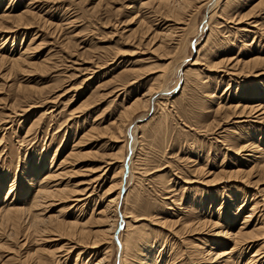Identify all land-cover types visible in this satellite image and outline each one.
<instances>
[{"label": "rangeland", "instance_id": "rangeland-1", "mask_svg": "<svg viewBox=\"0 0 264 264\" xmlns=\"http://www.w3.org/2000/svg\"><path fill=\"white\" fill-rule=\"evenodd\" d=\"M221 1L210 25L200 0L181 11L164 0H0V15L22 17L0 21V205L23 206L35 189L26 177L50 170L67 189L42 208L26 204L18 226L0 222V264H96L106 250L119 264L115 238L93 240L121 177L131 227L115 235L126 230L127 264H219L205 251L233 245L219 226L238 231L254 206L242 238L264 247V0ZM161 84L170 89L153 94L159 102L127 111ZM260 252L252 264H264Z\"/></svg>", "mask_w": 264, "mask_h": 264}, {"label": "bare ground", "instance_id": "bare-ground-1", "mask_svg": "<svg viewBox=\"0 0 264 264\" xmlns=\"http://www.w3.org/2000/svg\"><path fill=\"white\" fill-rule=\"evenodd\" d=\"M200 1H205L204 4L206 5H211L210 6V10H211V14L209 13V16L207 18V23L208 24H212V20L215 19V15H218L220 14V17L221 16V12H217L214 11L213 9L218 5H220V2H222L221 0H200ZM193 2V1H192ZM164 3L170 7V9L173 8V10H176V11H181L182 9H185L186 7L190 6L189 3H190V0H164ZM201 3V2H200ZM219 3V4H218ZM201 6V5H200ZM10 7V6H9ZM8 7V8H9ZM168 7V9H169ZM7 8V9H8ZM209 8V7H208ZM218 8H221V7H218ZM7 9L5 11H7ZM216 9V8H215ZM9 10V9H8ZM11 10V9H10ZM3 11V10H2ZM171 12V10H169ZM168 11V12H169ZM10 12V11H9ZM4 13L2 15H0V21H5V20H9V19H14V17H16L15 19L16 20H21V15H16V16H12L11 14L12 13ZM174 12V11H173ZM26 13V12H25ZM14 14V13H13ZM217 17V16H216ZM225 18V17H224ZM215 22V21H214ZM218 22V21H217ZM2 23H0L1 25ZM19 25V24H18ZM10 28V27H8ZM16 28V27H15ZM183 28V27H182ZM11 29V28H10ZM19 29V28H18ZM196 30V36L197 34L200 33L199 31V26L197 25V27L195 28ZM3 30V29H2ZM7 30V29H6ZM13 30V29H12ZM175 30H172L171 28H167L165 31H164V36L166 35L167 37L168 36H171L173 33H174ZM9 32V31H8ZM165 36V37H166ZM195 36V35H194ZM169 38V37H168ZM162 40V39H161ZM168 40V39H167ZM191 40V39H190ZM180 42V41H179ZM191 42V41H190ZM180 44V43H179ZM199 44H195L194 43V46H196V48L198 47ZM204 46V45H203ZM184 46H182L183 48ZM202 49V48H201ZM201 49H197L196 53H201ZM182 51V50H180ZM23 53H21V56L16 58L14 61L16 62H19L20 60H22L21 57ZM199 54V55H201ZM199 57V56H198ZM259 57V56H258ZM24 58V57H23ZM188 58V56L186 55L179 63L177 69L181 66V64H183L186 59ZM200 58V57H199ZM199 58H197L195 61H193L192 65H196L199 61ZM256 57L253 58V60L255 61ZM4 59V58H3ZM2 59V60H3ZM259 59V58H258ZM257 59V60H258ZM250 61V60H249ZM173 63V62H172ZM257 63V61H256ZM18 65V64H17ZM252 68V67H251ZM176 69V72L178 71ZM191 70V69H190ZM166 75V73H165ZM168 73H167V77H168ZM154 89V88H153ZM169 90L170 88H168L167 84H164V85H160L158 87H156L155 90H152L150 89L148 91V93H145V95L143 97H138L132 104H130L128 107H127V111H129V109H137L138 107H142V106H147L149 107L150 103L152 102V100H154V102H159L161 100V98L158 96V97H153V94L154 93H159L161 91H164V90ZM166 92V91H165ZM161 103V102H160ZM162 104V103H161ZM166 106V105H165ZM246 106V105H245ZM248 106V105H247ZM246 106V108H247ZM255 106V105H254ZM253 105L251 107H249L248 110H246L248 113H253V112H256V107H254ZM244 108V107H243ZM245 109V108H244ZM130 112V111H129ZM124 115V113H123ZM127 116V115H126ZM245 116V115H244ZM128 119V118H126ZM125 119V120H126ZM124 120V119H123ZM124 120V121H125ZM132 121V120H131ZM129 122V121H128ZM131 123V122H130ZM128 123V125L130 124ZM123 124V123H122ZM122 124H119V128H121V126H123ZM128 125L126 126V128L124 129V133L126 135V130H127V127ZM123 128H121L122 130ZM123 131V130H122ZM116 133V132H115ZM115 135V134H114ZM133 135L135 136V129H133ZM136 137V136H135ZM253 142V141H252ZM247 143V142H246ZM126 146L125 148H127L128 146V141H126ZM248 147L249 145H245V147ZM254 146V145H253ZM243 147V146H242ZM239 151V150H238ZM120 152V151H119ZM256 152V151H255ZM118 153V152H117ZM258 153V152H257ZM56 154V153H55ZM72 154V153H71ZM80 155V154H79ZM123 158H125L123 155H122ZM121 158V156H120ZM121 160V159H120ZM64 161V160H63ZM66 162V161H65ZM125 164V163H124ZM126 165V164H125ZM262 166L264 167V164L262 163ZM55 166H52L51 165V169L54 168ZM60 167V166H59ZM130 168H131V175H130V181L134 182V175H132L134 173V169H135V161L134 159H131V163H130ZM51 174H47V175H44L42 176L40 179L38 178L37 181L34 180V178H27L26 177V180H27V184L29 185V187L32 189L35 187L34 189V192L31 193L30 189L28 190L27 188L24 189V194H27L22 200L24 205L23 206H18L15 204L14 201H7L1 206L0 205V222L1 223H9V225H13L14 227L15 226H18L19 223L22 222L23 220V216H25V213H26V204H28V209L29 210H35L36 207H40L42 208L45 204L47 203H50L49 201L52 199V198H55V197H58V196H61L62 197V194H64V188H61L59 187L58 184H55V183H52V180H54L53 178V175H52V172L53 171H49ZM124 172V169H123V165L121 166V170H120V173H121V176ZM60 174V173H59ZM58 174V176H59ZM55 175V174H54ZM142 175V174H141ZM57 175L55 177H58ZM214 181V180H213ZM54 182V181H53ZM58 182V181H57ZM123 178L121 177L120 180L117 182V183H113L114 186L116 187V189L118 190V193L115 197H110L108 200H107V203L105 204L104 208L101 210L100 213H102V225L101 227L95 231V239L93 240V244L94 245H98V243H109V240L112 239V238H115L118 246L121 248L120 250V263L119 264H127L128 260V243L129 241L126 239V230H124L122 233H120V235H115V231L117 230V226L118 224H120L121 226L123 225H126V229L130 228L131 227V224L130 222L128 221V218L131 217L129 216V212L127 211L126 209V202H127V199L128 196H129V193L131 192V188L129 191H127L123 197H121V192H119V189L123 187L124 183H123ZM168 183V182H167ZM36 185V186H35ZM132 185V184H131ZM12 187V186H11ZM132 187V186H131ZM125 188H126V185H125ZM67 190V189H66ZM65 190V191H66ZM78 190V189H77ZM128 190V189H127ZM80 191V190H78ZM83 191V190H82ZM113 191V190H112ZM126 191V190H125ZM12 192L11 188L9 190V193ZM30 192V193H29ZM69 192V191H68ZM74 192V191H73ZM84 192V191H83ZM82 192V193H83ZM8 193V194H9ZM81 193V192H80ZM70 195V194H69ZM72 195V194H71ZM7 196V195H6ZM66 196H68V194H66ZM65 196V197H66ZM246 196V195H245ZM262 197V196H261ZM73 198V197H72ZM78 198V197H77ZM76 198V199H77ZM13 199V198H12ZM70 199V197H69ZM74 199V198H73ZM53 200V199H52ZM58 200V198H57ZM61 200V199H59ZM78 200V199H77ZM76 200V201H77ZM172 201V200H171ZM244 203V201H243ZM257 203V202H256ZM51 204V203H50ZM49 206V205H47ZM203 207L206 206V204L204 203L202 205ZM255 207H253V209L251 211H249L248 215L245 216V221L243 222V225L241 226V228L236 231V232H232L230 228H228L229 230H227L226 226H219V227H222L217 233H215V235L217 236H220L222 237L223 239L224 238H227V239H230L231 241H233V245L229 248L230 250L228 252H224V251H220L219 249H217V251H215L214 253H212L211 251H213L212 249L214 247H219L221 246V241H218V240H215L212 242V245L210 246L211 248L210 249H206L205 251L208 253V254H214L215 257L211 256L209 257V259H216L217 258H223L221 261H219V264H235V262H233L234 259L233 258V253H235L236 251H238L239 253L242 252L243 254L245 253L246 250H248V248H253L254 246H256L257 244L255 242L253 243H250V242H246V241H243V238H242V235L244 232V228L247 227L246 225L249 224L248 221H252V217H255L256 216V210H255ZM37 212V211H36ZM27 214V213H26ZM34 218L32 220V222H36L37 226L35 225V227L37 228L38 225H40L39 223V220L37 219L40 215L39 214H34ZM31 214V215H32ZM195 214V213H194ZM28 215V214H27ZM32 215V217H33ZM46 215V214H45ZM43 216V215H42ZM60 217V216H59ZM53 218V217H52ZM200 218V217H199ZM207 218V217H206ZM25 220V219H24ZM29 220V219H28ZM210 220V219H209ZM65 221V220H64ZM134 221V220H133ZM198 221V220H197ZM199 221H202V222H205V220H202V219H199ZM208 221V220H207ZM41 222V221H40ZM69 222V221H68ZM78 221H71L70 223H68L67 225H65L66 227H69L68 229H76V233L79 234L80 236H83L87 233V230L83 227V226H79L78 227V224H77ZM201 222V223H202ZM80 223V222H79ZM197 223V222H196ZM200 223V224H201ZM219 223V222H218ZM42 224H43V220H42ZM83 224V223H81ZM214 224L216 225V223L214 222ZM2 225V224H1ZM49 225V224H48ZM55 225V224H54ZM133 225V224H132ZM42 226V225H40ZM39 226V227H40ZM45 226V224H44ZM63 222H59L56 223V228H61V229H64L65 228ZM2 227V226H1ZM194 227V226H193ZM218 227V226H217ZM41 228V227H40ZM119 228V227H118ZM51 229V228H50ZM49 231V228L48 226H45L43 228L40 229L41 232H45V231ZM131 230V229H130ZM249 233V232H248ZM247 233V234H248ZM60 236V235H59ZM250 236V235H249ZM43 237V236H42ZM202 237V236H201ZM203 238V237H202ZM252 239V238H251ZM250 239V240H251ZM39 240V239H38ZM147 240V239H146ZM200 240V239H199ZM205 240V239H204ZM249 240V239H248ZM256 240V239H255ZM133 242V241H132ZM131 242V243H132ZM207 244V243H206ZM90 245V244H89ZM110 245V244H109ZM261 244H258L256 247H258L256 250H255V253L252 254V256H250V258H248L249 260L246 262V264H252V262H259L260 263V260L262 259H258V256L260 255L258 252L260 251H263L264 247L263 246H259ZM264 245V244H263ZM61 246H64V245H61ZM60 246V247H61ZM107 246V245H106ZM131 246V245H130ZM59 247V248H60ZM43 248V247H42ZM63 248V247H62ZM65 248V247H64ZM149 248V247H148ZM199 248V247H198ZM45 249V248H44ZM44 249L42 251H44ZM61 249V248H60ZM69 249V248H68ZM119 249V248H118ZM147 249V248H146ZM216 249V248H214ZM48 250V249H47ZM58 251V249H57ZM110 251L111 250H106V252H104L105 254L103 255V257L99 258L96 262V264H108V257L110 256ZM204 251V252H205ZM47 252V251H46ZM49 252V251H48ZM52 252V251H51ZM130 252V251H129ZM199 252V251H198ZM50 253V252H49ZM53 253V252H52ZM55 253V252H54ZM53 253V254H54ZM57 253V252H56ZM133 253V252H132ZM131 253V255H132ZM195 253V252H194ZM261 253V252H260ZM264 253V252H262ZM44 254V252L42 253V255ZM60 254V253H59ZM149 252H146L145 255H148ZM135 256V255H134ZM62 257V256H61ZM238 257V256H237ZM264 257V256H262ZM132 259V257H130ZM144 258V257H143ZM146 258V257H145ZM135 259V258H134ZM44 260V259H43ZM61 260V259H60ZM67 260V259H66ZM140 260V259H139ZM144 260V259H143ZM41 261V260H40ZM262 261V260H261ZM132 262V261H131ZM146 262V261H145ZM144 262V263H145ZM264 262V261H263ZM135 263V262H133ZM172 263V262H171ZM238 263V262H237ZM128 264H131V263H128ZM148 264V262H147ZM149 264H152V263H149Z\"/></svg>", "mask_w": 264, "mask_h": 264}]
</instances>
